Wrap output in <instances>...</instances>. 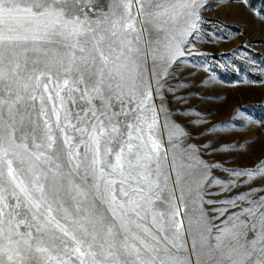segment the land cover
Instances as JSON below:
<instances>
[{
    "label": "snow or ice",
    "instance_id": "snow-or-ice-1",
    "mask_svg": "<svg viewBox=\"0 0 264 264\" xmlns=\"http://www.w3.org/2000/svg\"><path fill=\"white\" fill-rule=\"evenodd\" d=\"M204 8L0 0V264H264V150L206 160L167 107Z\"/></svg>",
    "mask_w": 264,
    "mask_h": 264
},
{
    "label": "rangeland",
    "instance_id": "rangeland-1",
    "mask_svg": "<svg viewBox=\"0 0 264 264\" xmlns=\"http://www.w3.org/2000/svg\"><path fill=\"white\" fill-rule=\"evenodd\" d=\"M202 15L206 23L189 45L193 55L180 77L188 78L187 94L178 93L186 103L169 95L167 107L181 110L172 119L192 134L188 143H219L217 134L233 142L231 156L206 155V160L229 167L251 164L264 150V0H205ZM196 113L202 123L193 125ZM234 116V123L225 124ZM210 125H215L211 133L205 131Z\"/></svg>",
    "mask_w": 264,
    "mask_h": 264
}]
</instances>
